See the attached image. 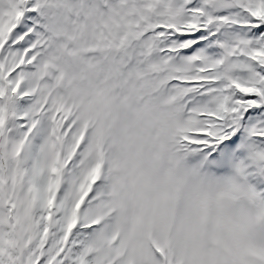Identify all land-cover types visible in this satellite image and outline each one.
Here are the masks:
<instances>
[{
	"label": "snow or ice",
	"instance_id": "6c2138e0",
	"mask_svg": "<svg viewBox=\"0 0 264 264\" xmlns=\"http://www.w3.org/2000/svg\"><path fill=\"white\" fill-rule=\"evenodd\" d=\"M0 264H264V0H0Z\"/></svg>",
	"mask_w": 264,
	"mask_h": 264
}]
</instances>
